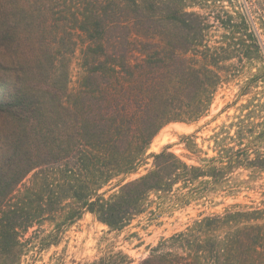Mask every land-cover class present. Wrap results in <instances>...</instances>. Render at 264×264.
<instances>
[{
	"label": "trees",
	"instance_id": "1",
	"mask_svg": "<svg viewBox=\"0 0 264 264\" xmlns=\"http://www.w3.org/2000/svg\"><path fill=\"white\" fill-rule=\"evenodd\" d=\"M204 1L0 0V264H21L47 223L42 250L87 213L121 231L153 194L187 189L188 204L226 188L238 168L264 170V157L251 159L240 144V127L231 138L238 149L216 140L219 157L190 165L166 148L128 180L157 134L207 115L220 86L243 75L239 68V97L264 84V17ZM246 2L249 11L264 6ZM243 109L248 117L259 111ZM257 126L264 139V120L251 131ZM130 263L119 251L90 264ZM140 264H264V209L205 217Z\"/></svg>",
	"mask_w": 264,
	"mask_h": 264
},
{
	"label": "rangeland",
	"instance_id": "2",
	"mask_svg": "<svg viewBox=\"0 0 264 264\" xmlns=\"http://www.w3.org/2000/svg\"><path fill=\"white\" fill-rule=\"evenodd\" d=\"M259 1L264 4V0ZM204 3H209L212 8L217 6L219 10L222 7V10L230 9L234 5L245 12L247 9L249 17L253 19L260 20L264 17V6L249 11L246 0H205ZM215 35L219 33L216 32ZM262 39L264 40V34ZM80 56L81 47L71 62V86H76L81 73ZM245 69L239 68V74H243L240 78L220 86L209 113L203 118L196 122L167 124L149 146L143 166L128 180L147 173L152 168L151 156L166 148L190 165H199L200 159L219 157L216 140L226 139L224 144L227 147L236 146L238 149V140L234 142L235 139L231 138L236 136L240 127L243 141L239 142L243 148L248 149L250 158L254 159L257 154L264 157V139L258 137L261 128L257 126L251 131L252 127L264 120V84L260 83L261 85L253 88L250 95L239 97L240 86L246 78ZM248 104L250 109L259 110L251 117H248L249 109H243ZM178 125L185 126L186 129L179 131L172 128ZM190 142L197 145L193 152L186 147V143ZM106 189L108 187L104 188ZM188 191L176 188L175 192L167 196L151 195L147 201V210L121 231H110L108 226L87 213L63 230L59 235L58 245L42 250L38 240L52 231L47 223L36 232L40 238L28 244V253L23 255L21 264H90L110 252L119 251L129 256L130 264H140L161 241L187 231L196 221L205 217L222 216L227 211L247 208L264 209V170L238 168L229 173L226 188L205 191L201 197L182 204L181 198ZM34 235L32 229L26 239Z\"/></svg>",
	"mask_w": 264,
	"mask_h": 264
},
{
	"label": "bare ground",
	"instance_id": "3",
	"mask_svg": "<svg viewBox=\"0 0 264 264\" xmlns=\"http://www.w3.org/2000/svg\"><path fill=\"white\" fill-rule=\"evenodd\" d=\"M172 128H173V129H176V130H179V131H182V130H185V129H186L185 126H180V125H178V126H173Z\"/></svg>",
	"mask_w": 264,
	"mask_h": 264
}]
</instances>
